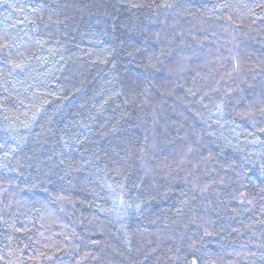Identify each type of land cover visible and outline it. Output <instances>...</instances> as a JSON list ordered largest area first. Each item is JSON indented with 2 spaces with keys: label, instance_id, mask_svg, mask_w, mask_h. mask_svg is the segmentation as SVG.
Listing matches in <instances>:
<instances>
[{
  "label": "trees",
  "instance_id": "1",
  "mask_svg": "<svg viewBox=\"0 0 264 264\" xmlns=\"http://www.w3.org/2000/svg\"><path fill=\"white\" fill-rule=\"evenodd\" d=\"M5 44L0 264H264V0H0Z\"/></svg>",
  "mask_w": 264,
  "mask_h": 264
},
{
  "label": "snow or ice",
  "instance_id": "2",
  "mask_svg": "<svg viewBox=\"0 0 264 264\" xmlns=\"http://www.w3.org/2000/svg\"><path fill=\"white\" fill-rule=\"evenodd\" d=\"M132 7H138V5H132ZM216 7H219V8H228L229 5L226 4V3H220L218 5H216ZM256 7H261V5H256ZM228 19H231V17H228ZM7 45H0V48H4L6 47ZM24 67L25 65L23 63H13V69H20L21 71L24 70ZM21 103H23V101H21ZM44 103H47V101L45 100ZM42 107V106H41ZM41 109L40 108H37L36 111L39 112ZM217 111L218 112H222V105H217ZM261 112H264V108L261 109ZM241 115L243 116H248L249 115V112H244V113H241ZM25 127H27L28 125L25 124L24 125ZM261 132H264V128H261L260 129ZM191 149H189L190 151ZM204 189H201V191H203ZM261 191H264V189H261ZM244 194L241 193V196H243ZM205 234L207 235L208 233L205 232ZM195 243V242H194ZM189 264H197V259L194 257L190 262Z\"/></svg>",
  "mask_w": 264,
  "mask_h": 264
},
{
  "label": "clouds",
  "instance_id": "3",
  "mask_svg": "<svg viewBox=\"0 0 264 264\" xmlns=\"http://www.w3.org/2000/svg\"><path fill=\"white\" fill-rule=\"evenodd\" d=\"M9 46H11V45H9Z\"/></svg>",
  "mask_w": 264,
  "mask_h": 264
}]
</instances>
